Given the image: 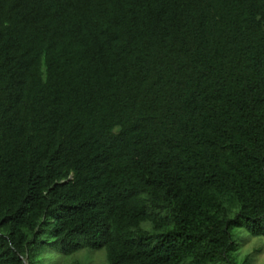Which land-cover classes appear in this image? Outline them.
Listing matches in <instances>:
<instances>
[{
	"label": "trees",
	"instance_id": "obj_1",
	"mask_svg": "<svg viewBox=\"0 0 264 264\" xmlns=\"http://www.w3.org/2000/svg\"><path fill=\"white\" fill-rule=\"evenodd\" d=\"M236 228L264 236V0H0V264H239Z\"/></svg>",
	"mask_w": 264,
	"mask_h": 264
},
{
	"label": "rangeland",
	"instance_id": "obj_2",
	"mask_svg": "<svg viewBox=\"0 0 264 264\" xmlns=\"http://www.w3.org/2000/svg\"><path fill=\"white\" fill-rule=\"evenodd\" d=\"M236 246L233 257L239 264L245 261L250 264H264V236H252L245 228H236L234 231ZM51 241V240H49ZM109 264L105 248L92 250L83 248L71 255L53 253L51 246L42 247L38 264Z\"/></svg>",
	"mask_w": 264,
	"mask_h": 264
}]
</instances>
